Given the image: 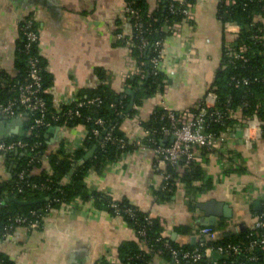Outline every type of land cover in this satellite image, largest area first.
<instances>
[{
    "label": "crops",
    "instance_id": "crops-1",
    "mask_svg": "<svg viewBox=\"0 0 264 264\" xmlns=\"http://www.w3.org/2000/svg\"><path fill=\"white\" fill-rule=\"evenodd\" d=\"M153 0L149 8L153 9ZM222 0H196L192 19L184 21L175 36L168 37L163 47L165 85L161 93L135 107L136 113L126 116L120 132L126 139H143V123L156 109L176 114L192 111L204 102L216 79L225 53H235L240 39V27L224 23L219 15ZM126 0H0V72L12 73L19 40V24L32 17L40 33L41 55L47 62L51 85L46 90L55 109L66 106L80 91L106 86L113 93L129 98V79L138 77L131 61L127 43L133 37V27L125 14ZM262 25L264 46V18ZM137 66V65H136ZM137 96V95H136ZM26 116V114H23ZM8 124L0 122V142L11 136L25 117ZM243 117L235 113L236 124L229 128V139L214 152L196 149V164L204 174L203 182L193 185L199 193L189 195L180 183L169 202H159L161 175L167 166L157 162L151 149L136 147L123 153L116 162L106 166L101 174L85 179L89 193L99 192L113 201H127L142 213L161 221L163 231L181 246L193 243L194 226L204 217L198 204L212 199L224 202L233 210L232 219L223 221L224 230L234 234L240 225L252 226L256 217L254 204H264V138L254 139L252 147L238 143L237 130L244 131ZM19 129V130H20ZM83 127L61 128L49 135V152L79 147L83 144ZM170 142V141H169ZM19 158L22 156L18 155ZM12 158L10 167L0 154V184L11 178L18 161ZM68 209L56 210L45 220L42 229L29 231L18 228L6 241L0 242V252L16 264H121L119 249L124 243L137 242L136 234L121 217L94 206L92 201L77 198ZM190 228L189 233H180ZM151 264H173L155 256Z\"/></svg>",
    "mask_w": 264,
    "mask_h": 264
},
{
    "label": "trees",
    "instance_id": "trees-1",
    "mask_svg": "<svg viewBox=\"0 0 264 264\" xmlns=\"http://www.w3.org/2000/svg\"><path fill=\"white\" fill-rule=\"evenodd\" d=\"M193 2V0H189ZM174 0H159L158 6L150 13L147 0H126L134 9L142 15V31L134 28V21L131 20L133 27L132 57L140 65L145 78L134 77L129 79L128 84L134 89H138L135 98V107H139L149 98L163 91L165 79L162 72L154 75L150 66V61L156 56L154 52L155 44L170 37L163 31L164 27L175 23H183V15L174 14L170 11V5ZM219 15L224 23L236 24L240 27V39L235 46V53L241 56L237 59L235 56L225 53L220 69L216 74L213 84L214 92L218 97L216 110L222 116L217 120V114L213 111L208 115L206 132L216 137L227 133L229 128H234L236 124L235 113L240 112L243 118L257 117L264 121V46L262 25L255 21L257 16L264 17V0H236L234 6H226L224 2L220 4ZM28 17L26 20H29ZM24 22L19 24V40L17 41L15 51L14 69L18 74L13 77L7 72H0V104H8L18 101V88L28 82L29 61L36 60L41 69L43 79V93L41 97L47 102L48 115L47 121L52 127L67 126L68 128L83 127L88 130V137L83 145L70 155L64 150V146L59 147L57 151L49 152V143L46 136L48 130L40 128L31 130L33 119L26 114L24 109L17 105L15 113L18 116L25 117L23 127L18 135H11L2 142L8 144L12 142H23L27 148L19 151L23 154L21 158L16 157L18 166L12 171L11 178L0 184V242L7 240L5 234L9 226H14L15 232L19 227L14 224L17 217L26 218L28 221H40L43 226L48 217V208L53 211L60 210L62 205L70 204L77 198L88 202L92 201L94 206L106 210L112 216H119L132 229L139 239V232L144 231L145 236L139 240L147 244L146 249H142L139 242L124 243L119 249L121 264H151L154 253L161 252V257L171 260V256L165 247L166 240L162 239L163 226L161 221L154 218L149 222V214L142 213L127 201L116 202L110 197L99 193H89L85 178L90 171L101 174L107 165L116 162L120 156L136 146L124 137L120 132V125L126 116H133L136 110L127 114L129 98L113 93L106 86H100L96 90L80 91L78 99L81 103L75 102L71 105L62 106V112L57 113L52 105L46 90L51 85V76L47 71V62L41 55L37 44L29 45L24 37ZM32 29L38 30V26L33 22ZM142 32V33H141ZM140 34V35H139ZM142 40L146 41L147 47L142 49ZM246 47L247 52L242 53L241 48ZM100 99L101 103L87 104L94 99ZM72 112V115L68 113ZM211 115V116H210ZM213 115V116H212ZM102 119L106 122L105 128L98 127L95 122ZM10 120H8L9 122ZM2 122V119H0ZM111 126H116L114 136L119 139H125L128 143L124 150H120L116 144L106 143L102 148L105 133ZM167 112L163 109H156L143 127L150 131L152 138L156 140L157 145L145 141L150 148L160 146L161 129L168 127ZM107 128V129H106ZM99 129L100 137L93 135V130ZM264 138V130H263ZM96 147L92 158L86 159L87 153ZM35 149V150H32ZM205 151V150H204ZM47 155L46 164L42 163L41 157ZM15 155L5 156L6 166L9 168L12 158ZM35 157L34 161L32 158ZM82 162L80 166L77 163ZM182 163V170L167 168L171 175V180L164 184L163 188L156 191L155 196L159 202H169L175 195L178 184L185 186L189 195L199 193V188L193 184L203 182L204 174L196 162L190 163L186 168ZM38 169L40 172L35 176H30L32 170ZM20 174L26 176L25 179L19 177ZM32 185L37 188L33 189ZM7 198H15L18 202L30 203L21 205L15 202H4ZM118 206L117 214L111 204ZM36 212L37 216L32 217L31 213ZM256 216L264 224V208L256 212ZM224 222H221L213 230L219 232L216 240L196 244H187L184 246L176 242H170V245L180 251H193L199 249L205 251L207 248L214 250L229 245H240L248 247L250 242L257 240V233H264V230L252 231L249 228L239 230L234 234L227 233L224 230ZM40 230V229H39ZM190 228H182L180 233H189ZM193 234V228L190 232ZM252 254L259 256V261L253 264H264L263 253L256 248ZM249 253L240 255L238 258H228L220 261V264H237L247 262ZM0 264H16L9 256L0 252ZM97 264H109L105 260Z\"/></svg>",
    "mask_w": 264,
    "mask_h": 264
},
{
    "label": "built area",
    "instance_id": "built-area-1",
    "mask_svg": "<svg viewBox=\"0 0 264 264\" xmlns=\"http://www.w3.org/2000/svg\"><path fill=\"white\" fill-rule=\"evenodd\" d=\"M150 0H147L149 3ZM196 0H193V2H190L189 0H174V3L170 5V11L174 14L183 15L185 17V21L189 22L192 19L191 11L194 6V2ZM153 9H150V13L158 6L159 0H153ZM226 6H234L236 4V0H222ZM125 14L127 17L130 18V20L134 21V28L138 29L139 31H142L143 24H142V15L140 12L136 9H134L130 4H126L125 6ZM30 17V16H28ZM28 17H25L21 20V22L25 23V27L23 28V34L24 37L29 42V45L37 44L40 49V33L39 30L34 31L32 29L33 27V18L30 17L29 20H26ZM264 17L257 16L255 21L258 19H263ZM182 23H175L171 26L164 27L163 31L165 33H168L170 36H175L179 32V29L181 28ZM142 33V32H141ZM140 35V34H139ZM127 46L129 48L130 58L131 61H135V59L132 57V40H130L127 43ZM147 47L146 41L142 40V49H145ZM154 52L156 53V56L153 57L150 61V66L152 68V72L154 75L159 74L163 71V47L164 42L158 41L155 44ZM242 53L247 52V48L243 47L240 50ZM41 52V50H40ZM234 55L235 58L239 59L241 58L238 54H231ZM135 66L132 64V67L134 69L135 74L140 77L141 79L145 78V74L143 73L140 65L135 61ZM137 65V66H136ZM8 73V72H7ZM18 74V72L14 69L12 71L11 76L15 77ZM43 93V79L41 76V69L39 68V64L36 60H30L29 61V72H28V82L24 83L23 85L19 86L18 88V101L17 102H10L8 104H0V119H2V122H6L8 120H13L19 118L18 115L15 113V107L19 105L22 107L29 118L33 119V126L31 130L40 129V128H68L67 126L62 127H52L51 124L47 121V115H48V106L47 102L41 97V94ZM218 97L214 92V88H211V92L208 96V98L202 102L199 103L194 107L192 111L184 112L182 114H176L174 111L166 110L167 112V119L169 121L168 127H163L161 129V140H160V146H157L155 148H152L151 150L154 152L156 160L160 164H164L167 167H172L174 169H178L179 171L182 170L181 165L182 163L185 164V168L192 162L196 161V149L205 150L209 152H214L220 149V147L229 139V136H231V132L227 131L226 134L216 137L213 134H209L206 132L207 127V121H208V115L211 111L215 112L217 114V120L220 121L222 119V116L219 112L216 110ZM81 103L80 99L78 97L72 99L71 101H68L66 105H71L72 103ZM95 103H101L100 99H94L89 101L87 104H95ZM80 105H84L81 103ZM57 113L60 114L62 112V108H58ZM68 115H72V112L68 113ZM152 116V115H151ZM211 116V115H210ZM213 116V115H212ZM243 122L245 124V128L243 131V141L247 148L252 147V142L254 139L262 138V133L264 130V121L259 119L257 115H253L252 117L244 118ZM95 124L100 128L106 127V122L102 119L96 120ZM107 129V128H106ZM116 129V126H111L109 129L105 130V138L102 145V148L105 147L106 143H113L118 146L120 150H124L128 143L125 139H119L114 136V131ZM144 137L143 139L134 141V145L141 149H150L146 144L145 141L148 140V142L154 144V146L157 145L156 140L152 138V134L149 130L143 129ZM20 133V130L18 131V135ZM84 136H83V142L88 137V130L84 129ZM93 135L95 137H100L101 132L99 129L93 130ZM171 139H174L171 142ZM170 141V142H169ZM83 145V144H82ZM82 145L79 147H71L67 150V153L70 155H73ZM27 148V145L23 142H12V143H4L0 142V154L4 157L8 154H12L14 151H23ZM35 150V149H32ZM35 157L32 158L33 162ZM41 162L46 164L47 161V155H43L41 157ZM82 162L77 163V166H80ZM38 169L32 170L30 173V176H35L39 174ZM96 173L95 171H90L86 178ZM19 177L23 180L26 178L23 174H20ZM85 178V179H86ZM171 180V175L165 171L161 175V185L160 188H163L164 184L168 183ZM33 189H36V185H32ZM111 208L118 214V206L113 203L110 205ZM70 207L69 204L62 205L60 210L68 209ZM264 208V204H263ZM49 215L54 212L50 208H48ZM32 217H36L37 213L32 212ZM153 219L152 216L149 215L148 221L150 222ZM46 220V219H45ZM14 224H16L19 228H24L29 231H37L39 229H42V225L40 221H28L26 218L17 217L14 220ZM15 229L14 226H9L7 228V233L5 234L6 238H9L11 235V232ZM252 231H260L264 230V224L260 221V218L256 216L254 218V222L251 227H249ZM219 235V232L213 230L211 227H200V226H194L193 227V239L196 240V243L202 244L206 241H213L217 239V236ZM139 239L140 237L145 236V232L141 231L139 232ZM174 237H171L170 235H167L165 233V230L162 234V239L166 240L165 247L168 250L171 260L173 264H220V261L228 258H238L240 255H244L245 253H249L250 256L247 258V262H240L237 264H253L257 263L259 261V256L256 254H252V252L259 248L261 252L263 253V259H264V233H257V240L250 242L248 247H242L240 245H229L227 247H220L216 250L213 248H207L205 251H200L199 249H195L193 251H180L177 249H174L170 242H175L173 239ZM138 240L139 245L142 249H146L147 244L144 241ZM195 243V244H196ZM161 252L154 253L153 257L158 256L161 257Z\"/></svg>",
    "mask_w": 264,
    "mask_h": 264
},
{
    "label": "water",
    "instance_id": "water-1",
    "mask_svg": "<svg viewBox=\"0 0 264 264\" xmlns=\"http://www.w3.org/2000/svg\"><path fill=\"white\" fill-rule=\"evenodd\" d=\"M126 94L128 96H130L132 98L130 104L128 105V109H127V114H129L133 108H134V102H135V98H136V95H137V92L136 91H133V90H126ZM9 122L6 121L4 122V124H8ZM17 125H16V128L11 132V135H14V134H17L18 131H19V125H20V122H15ZM246 126H244L245 128ZM60 129H56V128H51L48 130V134L46 136V139H49V135L51 134H55L57 131H59ZM236 137H237V140H238V143H242V138H243V130L242 129H239L237 130V133H236ZM174 139H171V142L173 141ZM95 151H96V147H94L93 149H91L87 155H86V159H90L93 157V155L95 154ZM13 154L15 156H23L22 153H20L18 150L17 151H14ZM5 203L6 202H15V203H18V204H21V205H29L30 203H25V202H18L15 198H7L5 199L4 201ZM254 207H255V210L256 211H260L262 208H261V203L257 202L254 204ZM197 208L202 211L204 213V217L200 219L198 225L200 227H211V228H214L216 227L217 225V221L218 219H232L233 218V210L229 207V205H227L226 203L224 202H219L215 199H212L206 203H203V204H198L197 205ZM246 227L245 225H240V229L241 230H244ZM176 236V234L174 235V237ZM174 239V238H173ZM193 243L195 244L196 243V240L193 239Z\"/></svg>",
    "mask_w": 264,
    "mask_h": 264
}]
</instances>
